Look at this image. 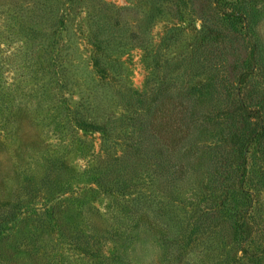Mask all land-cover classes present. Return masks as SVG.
Masks as SVG:
<instances>
[{
    "label": "rangeland",
    "instance_id": "obj_1",
    "mask_svg": "<svg viewBox=\"0 0 264 264\" xmlns=\"http://www.w3.org/2000/svg\"><path fill=\"white\" fill-rule=\"evenodd\" d=\"M189 77L200 115L209 90L229 125L159 164L128 150L116 85L145 114ZM258 114L264 0H0V264H264ZM124 168L133 183L102 185Z\"/></svg>",
    "mask_w": 264,
    "mask_h": 264
},
{
    "label": "trees",
    "instance_id": "obj_2",
    "mask_svg": "<svg viewBox=\"0 0 264 264\" xmlns=\"http://www.w3.org/2000/svg\"><path fill=\"white\" fill-rule=\"evenodd\" d=\"M190 59L191 61H188V63H192L193 60L192 58ZM30 60L33 59L30 57ZM194 82L195 79L189 77V83L192 84V88L187 94H185L182 89L179 90L178 93L172 91L169 89V87L162 89L160 94L157 95V99H154V101L150 103L149 108L145 109V114H141L138 111L141 109L139 106L141 103L140 101L136 102V92L128 91V93H126V91L120 90L121 87H119V83L116 85V88L119 89V92H122L121 94L123 95V99L121 100H123V105L129 108V111L132 110V112L135 113L133 118H130V120L137 121L133 122V125H131V123L126 120V123L124 124L125 127L137 126V129L132 130L133 139L131 141L132 143L128 145V150L134 152L135 155L141 154L143 156H145L146 152H148L150 158L153 157V162L156 161L157 164H159L158 155H165L166 158H168L170 155H174L175 153L180 155L183 146L193 141V136H190L199 135L201 127L205 126L206 128V125H214L218 129L224 124L229 125L228 122L230 119H228L229 117L226 115L225 117H222L223 119H219L220 112L226 102L225 99L221 98L218 100L215 97V93H212L209 90L206 92L207 104L203 109V113L201 112L203 116L200 115V112L196 106L201 102L198 97H200L202 100V96L206 97V95H203L204 93L202 92H197L200 94V96H197L194 93ZM169 83L170 81L168 78L160 80V87L163 88V85ZM96 109H99L98 106H96ZM215 111H219V113L216 114ZM141 115H143V117ZM96 116H93L94 119L92 118V123L86 124H88L90 127L93 126L92 128L94 130L100 132L105 137H109L111 134L116 132L115 123L120 119L115 117H106L101 123H99V121L96 120ZM252 116L259 119V123L253 132L251 130L249 131L248 136H264V128L262 126V122L260 121V115L258 114ZM138 118H142V122H138ZM174 121L176 125L173 128L171 127L170 123L173 124ZM96 123L100 124V126ZM110 124L112 125L109 127ZM168 129H170V131H168ZM84 130L87 131L86 129ZM121 133L123 134L122 129ZM220 133L221 130L218 131L217 134ZM121 160L122 157H120L116 163L120 165L119 162ZM179 163L170 165V168L174 174H178L177 172L180 169L178 166ZM127 168H129L128 165ZM127 168L123 169L125 173L124 175L119 174L118 178L111 177L114 179L113 181L111 179H107L102 185L105 187L108 185L110 187L114 186L112 183H115V187L118 189H125L126 185L133 183L134 178L136 177V175H132L131 171ZM135 174L137 173L135 172ZM140 179L141 177L136 178L135 180L139 181ZM170 192L172 193V191H168V194Z\"/></svg>",
    "mask_w": 264,
    "mask_h": 264
}]
</instances>
